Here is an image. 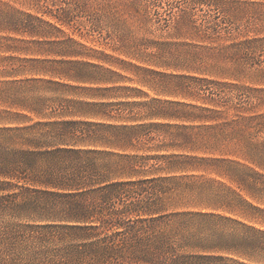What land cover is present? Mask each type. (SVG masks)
I'll list each match as a JSON object with an SVG mask.
<instances>
[{
	"label": "trees",
	"instance_id": "16d2710c",
	"mask_svg": "<svg viewBox=\"0 0 264 264\" xmlns=\"http://www.w3.org/2000/svg\"><path fill=\"white\" fill-rule=\"evenodd\" d=\"M58 11L53 17L69 25L68 8ZM18 15L26 20L14 19ZM34 21L59 31L31 14L0 8V34L45 36ZM182 79L192 81L193 93H203V105L143 104L148 124H29L26 116L0 117V210L36 223L21 226L29 230L21 235L5 229L0 257L57 264H250L232 258L250 242L225 236L240 223L217 213L234 208L215 178L237 185L254 179L264 190V96L250 102L264 90ZM85 115L111 118L101 111ZM157 139L161 144L148 146ZM241 158L259 172L241 169ZM31 230L40 244L59 246L36 256L16 253ZM246 232L258 234L255 247L264 250V231Z\"/></svg>",
	"mask_w": 264,
	"mask_h": 264
},
{
	"label": "rangeland",
	"instance_id": "374dc122",
	"mask_svg": "<svg viewBox=\"0 0 264 264\" xmlns=\"http://www.w3.org/2000/svg\"><path fill=\"white\" fill-rule=\"evenodd\" d=\"M0 8L31 14L59 28L34 21L45 36L0 34L1 118L26 116L29 124L59 120L115 126L144 120L148 124L149 111L143 104L203 105L199 99L203 93H193L192 81L182 78L264 90V0H0ZM63 8L70 11L69 25L53 17ZM19 15L14 19L26 20ZM252 95L250 102H255L264 92ZM102 103L112 106H87ZM93 111L111 118L85 115ZM158 122L191 126L180 120ZM154 144H161L160 139L148 146ZM148 152L138 154H152ZM245 167L259 172L241 158V169ZM215 179L226 186L227 202L234 208L217 213L240 223L234 231L226 229L225 236L237 235L250 242L232 258L250 264L264 262V250L255 247L258 234L246 232L264 231L260 182L250 179L237 185ZM29 223L35 222L0 210V239L5 229L19 235L29 231L20 228ZM32 231L24 235L27 243L22 242L16 253L36 256L59 246L56 241L52 246L40 244ZM6 248V243L0 245V251ZM10 259L2 256L0 264L58 263Z\"/></svg>",
	"mask_w": 264,
	"mask_h": 264
}]
</instances>
